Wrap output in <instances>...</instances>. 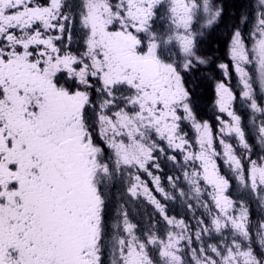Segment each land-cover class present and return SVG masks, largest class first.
<instances>
[{
  "label": "snow or ice",
  "instance_id": "snow-or-ice-1",
  "mask_svg": "<svg viewBox=\"0 0 264 264\" xmlns=\"http://www.w3.org/2000/svg\"><path fill=\"white\" fill-rule=\"evenodd\" d=\"M0 264H264V0H0Z\"/></svg>",
  "mask_w": 264,
  "mask_h": 264
},
{
  "label": "trees",
  "instance_id": "trees-1",
  "mask_svg": "<svg viewBox=\"0 0 264 264\" xmlns=\"http://www.w3.org/2000/svg\"><path fill=\"white\" fill-rule=\"evenodd\" d=\"M241 2H242V0H229V3H230V4H235V5H237V6H239V4H240ZM230 11L234 13V12L236 11V8H232V9H230ZM201 89H203L204 92L207 94L206 97H208L209 95H210V96L212 95L211 90H210L209 88L204 87V88H201ZM199 91H200V90H199ZM200 92H201V91H200ZM206 97H204V98L207 99Z\"/></svg>",
  "mask_w": 264,
  "mask_h": 264
},
{
  "label": "flooded vegetation",
  "instance_id": "flooded-vegetation-1",
  "mask_svg": "<svg viewBox=\"0 0 264 264\" xmlns=\"http://www.w3.org/2000/svg\"><path fill=\"white\" fill-rule=\"evenodd\" d=\"M200 91H201V93H203V95H204V97H206L207 96V94L204 92V90L203 89H200ZM210 96V95H209ZM208 96V97H209ZM207 98V97H206Z\"/></svg>",
  "mask_w": 264,
  "mask_h": 264
}]
</instances>
